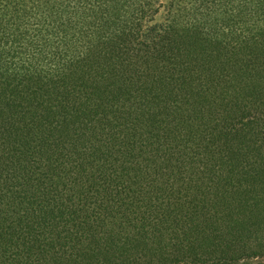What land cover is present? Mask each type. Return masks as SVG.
Here are the masks:
<instances>
[{"label": "trees", "instance_id": "16d2710c", "mask_svg": "<svg viewBox=\"0 0 264 264\" xmlns=\"http://www.w3.org/2000/svg\"><path fill=\"white\" fill-rule=\"evenodd\" d=\"M0 264H264V0H0Z\"/></svg>", "mask_w": 264, "mask_h": 264}, {"label": "rangeland", "instance_id": "374dc122", "mask_svg": "<svg viewBox=\"0 0 264 264\" xmlns=\"http://www.w3.org/2000/svg\"><path fill=\"white\" fill-rule=\"evenodd\" d=\"M166 1V0H165Z\"/></svg>", "mask_w": 264, "mask_h": 264}]
</instances>
